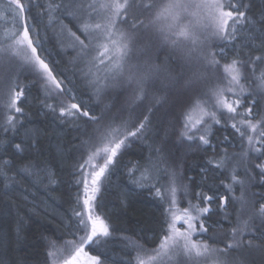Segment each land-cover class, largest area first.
Wrapping results in <instances>:
<instances>
[{"label":"snow or ice","instance_id":"snow-or-ice-1","mask_svg":"<svg viewBox=\"0 0 264 264\" xmlns=\"http://www.w3.org/2000/svg\"><path fill=\"white\" fill-rule=\"evenodd\" d=\"M32 6L34 0H10L16 28L0 41V201L23 187L8 175L13 170L35 183L56 182L50 169L22 156L26 150L39 155V130L25 129L15 140L30 115L23 106L30 88L22 76L41 82L40 104L62 124L91 128L77 165L82 207L74 210L76 223L66 234L42 237L45 264H106L112 230L93 202L118 157L136 142L148 151L128 168L129 180L166 206L159 243L152 249L136 244L135 264H162L165 257L176 264H257V255L264 264V191H249L264 189V6L257 19L250 14L253 0H48V25H58L59 35L78 49L79 71L92 89L89 100H78L64 86L67 78L54 74L40 32L26 15ZM109 94L126 95L125 104L113 115V105L97 114L89 101ZM166 104L173 118L154 125ZM233 139L239 151L229 152L228 145L237 147ZM9 150L16 160L2 158ZM193 150L212 155L199 165V182L188 178L199 189L190 194L187 184L178 183L176 165ZM20 159L25 162L17 164Z\"/></svg>","mask_w":264,"mask_h":264},{"label":"trees","instance_id":"trees-1","mask_svg":"<svg viewBox=\"0 0 264 264\" xmlns=\"http://www.w3.org/2000/svg\"><path fill=\"white\" fill-rule=\"evenodd\" d=\"M23 2L26 3L27 0ZM9 3L10 0H0V41H3L6 34L15 31L16 28V22L8 10ZM34 3L30 13L26 15L32 18L29 22L35 24L40 32L50 67H53L58 79L67 78L64 80V85L73 90L78 100H89L92 89L79 71L82 65L77 59L78 49L69 46V41L59 35L58 25L55 27L48 25V16L45 13L48 0H34ZM262 6H264V0H253L250 14L258 19ZM64 22L68 23V19ZM69 27L72 25L69 24ZM226 50L230 52V49ZM61 73L63 76L60 75ZM21 82L29 84L28 103L23 106L30 115L24 121L25 128L20 130L21 135L15 137V140L19 142L23 138L25 129L39 130V155L26 150L22 156L32 158L50 169L56 182L54 184H49L47 181L35 183L33 177L17 176L15 170L8 173L9 176H15L23 187L21 189L19 185L17 186L18 190L12 194L11 200L0 201V264H45L46 249L42 237L48 236L55 239L65 234L67 230L64 229V222L70 225L72 221L76 223L74 210L78 211L82 207L83 185L76 183L81 178L77 165L82 162L84 155L82 141L87 139V133L91 131V128L82 127L77 130L70 124H62L56 118V114L42 108L40 101L44 99V90L41 82L39 80L32 82L31 78L26 80L23 76ZM211 84L212 80L207 86L210 87ZM125 99L126 95L109 94L100 100L92 97L89 103L96 106L97 114L106 106L113 105L109 114L113 115L123 106ZM171 99L169 97V100ZM47 102L55 104L57 101L49 99ZM168 112L167 104L161 107L153 117V124L172 119ZM0 123H2V116H0ZM7 135L11 136V133ZM223 135V132L217 133L219 137ZM4 138L5 134L0 132V139ZM172 139L176 138L172 137ZM233 143L237 147L228 145V151H239V141L233 139ZM11 151L4 153L2 158L16 160L11 155ZM147 151V145L141 142L133 143L127 148L125 153L118 157V163H115L107 173V182L102 184L94 201L96 214L105 218L112 230V237L104 249L107 255L106 263L135 264L136 244L152 249L159 243L158 237L163 219L161 213L166 205H163L159 198L154 193H149L147 189L136 188L128 176V168L137 161L142 162V157L147 155ZM180 151L183 149L178 150L177 155ZM0 153H3L2 147H0ZM206 155H212L211 150L207 154L193 150L184 158L182 166L176 165L177 172L182 174L178 183L187 184L190 194L199 189L195 188L188 178L193 177L199 182V165L203 163ZM24 162V159L16 161L17 164ZM238 174L244 178L242 169ZM224 178L221 177V179ZM3 183V178L0 177V189L3 188ZM161 183L166 185L167 179L164 178ZM249 191L257 192L264 189L253 186ZM235 194L240 195L238 186ZM24 196H27V200L23 199ZM78 196H80L79 204ZM188 199H192V195ZM178 200L180 207L187 206V200L182 194H178ZM48 210L56 217L52 213L49 214ZM21 218L23 220L20 225L21 239L17 242L16 229ZM233 222H235L234 215ZM228 227V223L225 222L224 228ZM124 258L126 261L122 260ZM256 260L259 264V255L256 256Z\"/></svg>","mask_w":264,"mask_h":264},{"label":"rangeland","instance_id":"rangeland-1","mask_svg":"<svg viewBox=\"0 0 264 264\" xmlns=\"http://www.w3.org/2000/svg\"><path fill=\"white\" fill-rule=\"evenodd\" d=\"M22 2H23V0H22ZM34 5H35V3H34ZM223 62V61H222ZM66 88H67V86L66 85H64ZM127 98V97H126ZM126 100V99H125ZM125 104V103H124ZM123 104V105H124ZM107 175V174H106ZM107 182V180H106V178H104L103 179V182H102V184L104 183H106ZM102 184H101V186H102ZM100 186V187H101ZM101 189V188H100ZM97 195H98V193H97ZM82 199H83V193H82ZM82 199H81V201H82ZM94 203V202H93ZM39 207V206H38ZM43 209H44V207H42ZM48 212H49V214H51L52 212L51 211H49L48 210ZM96 213V212H95ZM52 215H54L55 217H56V215L55 214H53L52 213ZM58 218V217H57ZM70 225V223L68 224V222H64V229L65 230H67L66 232H65V234L68 232V226ZM71 225H75V223H74V221H72V223H71ZM179 226V225H178ZM67 238V237H66ZM195 238V237H194ZM94 254V253H93ZM123 261H126V259L124 258V259H122ZM106 264H110V263H106ZM162 264H176V262H175V259H173V260H169L167 257H165L164 259H163V261H162Z\"/></svg>","mask_w":264,"mask_h":264}]
</instances>
